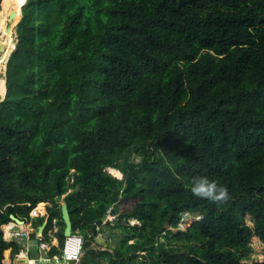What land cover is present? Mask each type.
I'll return each instance as SVG.
<instances>
[{"label":"trees","instance_id":"obj_1","mask_svg":"<svg viewBox=\"0 0 264 264\" xmlns=\"http://www.w3.org/2000/svg\"><path fill=\"white\" fill-rule=\"evenodd\" d=\"M17 34L0 101V264L17 247L10 215L29 221L40 202L38 239L56 219L61 255L64 195L89 264H134L184 212L203 215L185 233L206 255L187 264H264L233 253L264 249V0H27ZM201 177L230 199L193 196ZM114 204L106 226L121 237L94 249ZM161 248L154 264L185 255Z\"/></svg>","mask_w":264,"mask_h":264},{"label":"rangeland","instance_id":"obj_2","mask_svg":"<svg viewBox=\"0 0 264 264\" xmlns=\"http://www.w3.org/2000/svg\"><path fill=\"white\" fill-rule=\"evenodd\" d=\"M27 1H25L24 3H22L20 5L19 8V19L18 20H14L9 18V26L10 28H12V36L13 39L15 40L16 44L18 42V37L16 35L17 32V26L19 23V20L23 14V6L26 4ZM2 3V1H1ZM2 4H0L1 7ZM22 19V18H21ZM5 52H2L0 55V81H3L5 84V81L7 80V63H8V57H4ZM4 96V95H3ZM0 94V101L3 97ZM134 160L136 162L140 161V158L138 157H134ZM109 173L112 174V172L110 171V169H107ZM123 173L122 176L120 177V179L123 178ZM118 178V177H117ZM64 198V196H63ZM62 198L61 202L64 200ZM40 203H47V202H40ZM49 203V202H48ZM51 205V203H49ZM39 205V204H38ZM49 205L47 204V207ZM39 207V206H38ZM42 214H45V210L43 209V211H41ZM198 214H192V216L189 218L188 223L185 226L182 227H178V228H171V227H167V229H172V234L168 235L167 231L163 233L162 237L160 238V241L158 242V244H156V246L149 251H144L141 254H139L138 256H136L134 264H154L155 262L158 261H164V260H168L167 257H165L163 251L161 250V246L164 245L165 248L171 249L174 251V253H183L185 254L183 257H181L178 260L179 264H187L189 263L192 259L196 258V259H200V260H205L206 255L204 253V250L201 248V241L197 238L196 235H194L193 233L190 235L186 234L185 232H187L188 227L195 221V218H197ZM239 215H241V213L239 212ZM195 217V218H194ZM116 220V215L112 216V218L109 220L110 224L113 225L114 221ZM131 224H135L136 222L138 223V221L136 220H130ZM107 225V224H106ZM105 225L104 228L100 227L98 229V232L96 235H94L95 240L93 241L92 244V248L94 249H105L106 247H101L104 246L107 242H113L115 241L117 238L121 237V230H116V229H111L109 226V228ZM108 228V229H107ZM184 232V233H183ZM51 234H54L53 231H50ZM56 245L59 246V243L56 241L55 242ZM233 253L237 256L240 257H259L260 255L264 254V249L261 247H252V249H244V248H239V249H235L233 250ZM81 264H89V259L88 256L85 254L84 251V255L82 258V262Z\"/></svg>","mask_w":264,"mask_h":264},{"label":"crops","instance_id":"obj_3","mask_svg":"<svg viewBox=\"0 0 264 264\" xmlns=\"http://www.w3.org/2000/svg\"><path fill=\"white\" fill-rule=\"evenodd\" d=\"M47 204L50 206L48 202ZM40 217H45L48 220V215L42 214L40 211V215L38 217L31 216V219L29 221L23 220L24 223L28 225L27 230L21 232L19 235L13 233V236H11L12 239L6 237V231L5 229H3L5 239L8 241H15L17 243L16 248L11 247L5 251L4 264H31V262H34L36 260H39L38 262H40V264H69L61 262L60 260L52 259L56 256H51V249L54 246H58L55 244L56 241L59 243V240L55 235L57 233L55 230H51L54 232V234H51L49 232L50 241L40 242V240L38 239L39 237L37 236V231L40 224H37L36 222ZM12 222L18 224V222L15 221H11L9 224H12ZM102 225L103 224L99 225L98 229ZM5 226L8 227L9 225H4L3 228H5ZM14 229L13 232H19L18 228L15 227Z\"/></svg>","mask_w":264,"mask_h":264},{"label":"bare ground","instance_id":"obj_4","mask_svg":"<svg viewBox=\"0 0 264 264\" xmlns=\"http://www.w3.org/2000/svg\"><path fill=\"white\" fill-rule=\"evenodd\" d=\"M26 0H24L25 2ZM23 2V3H24ZM0 7V42H2L4 48H5V53L3 54L4 57H7L10 52L15 48L16 42L13 39L12 36V28H10L8 24V20L10 18V15L12 11L16 12V16L13 18L14 20L19 19V8L22 3H20V0H2ZM1 64V62H0ZM6 92L5 84L3 81H0V94L3 96ZM112 174L118 178L122 176V172L119 169L110 167L109 168ZM39 210L43 211L44 209V203H39L38 205ZM136 221V220H135ZM9 226H5V231H6V237L11 238L13 236V233L15 234H20L21 232H24L27 230L28 225L24 223H13L8 224ZM18 228L19 232H13L14 228ZM15 230V229H14ZM12 239V238H11ZM23 239V238H22Z\"/></svg>","mask_w":264,"mask_h":264},{"label":"water","instance_id":"obj_5","mask_svg":"<svg viewBox=\"0 0 264 264\" xmlns=\"http://www.w3.org/2000/svg\"><path fill=\"white\" fill-rule=\"evenodd\" d=\"M15 16H16V12L12 11V13L10 15V18L13 19ZM21 18H22V16H21ZM21 18H20V20H21ZM20 20H19V22H20ZM16 35L18 37L17 32H16ZM18 42H19V39H18ZM18 42H17V44H18ZM16 45H15V48H16ZM15 48L10 52L9 57H8V61H9V58L11 56V53L15 50ZM2 52H5V48H4L3 44H2V42H0V55H1ZM7 67H8V63H7ZM5 88H6V92H5V94H4V96L2 97L1 100H3L6 97V94H7V80L5 81ZM61 205H62V218H63V221L65 223L64 236L66 238V237L70 236L73 233V224H72V219H71V215H70V211H69L67 202L65 200H63ZM117 212H118V205L114 204L113 207L111 208V210L108 211L107 214H105L102 217L101 222L96 223L94 225V227H93L94 235H96L97 232H98V226L101 225V224L106 225L107 222H109V220L112 218V216L117 215ZM10 218H11V221H15V222H18V223H24V221L22 219H20L18 216L14 215V214H11ZM47 225H48V220L46 219L43 222V224H41L39 226V228H38V231H37V236L38 237L43 236L44 230L46 229ZM52 259L60 260L61 262H65V263H69V264H74V261L67 262L64 259H61L60 256H56V257H54ZM38 261L39 260L31 262V264H40V262H38Z\"/></svg>","mask_w":264,"mask_h":264},{"label":"built area","instance_id":"obj_6","mask_svg":"<svg viewBox=\"0 0 264 264\" xmlns=\"http://www.w3.org/2000/svg\"><path fill=\"white\" fill-rule=\"evenodd\" d=\"M44 205H45L44 206L45 214L48 215V208H46L47 203H44ZM196 214L198 215L197 218L194 217L195 220H199L203 218L202 214L199 213ZM30 215L33 217H38L40 215V210L38 209V205L32 210ZM191 216L192 213L189 212L182 213L179 222V227L185 226L188 223V220ZM53 223H54L53 230L57 232L58 231L57 220L54 219ZM84 243H85V239L82 235L77 233H72L70 236L66 237L64 249L62 250L60 258L66 260L67 262L74 261V264H81L84 255Z\"/></svg>","mask_w":264,"mask_h":264},{"label":"clouds","instance_id":"obj_7","mask_svg":"<svg viewBox=\"0 0 264 264\" xmlns=\"http://www.w3.org/2000/svg\"><path fill=\"white\" fill-rule=\"evenodd\" d=\"M191 192L196 198L206 199L216 204L226 203L230 199L227 188L218 185L215 180H209L207 177L193 180Z\"/></svg>","mask_w":264,"mask_h":264},{"label":"snow or ice","instance_id":"obj_8","mask_svg":"<svg viewBox=\"0 0 264 264\" xmlns=\"http://www.w3.org/2000/svg\"><path fill=\"white\" fill-rule=\"evenodd\" d=\"M24 2V0H20V3H23Z\"/></svg>","mask_w":264,"mask_h":264},{"label":"flooded vegetation","instance_id":"obj_9","mask_svg":"<svg viewBox=\"0 0 264 264\" xmlns=\"http://www.w3.org/2000/svg\"><path fill=\"white\" fill-rule=\"evenodd\" d=\"M108 228H109V227H108ZM108 228H107V229H108ZM109 229H110V228H109Z\"/></svg>","mask_w":264,"mask_h":264}]
</instances>
